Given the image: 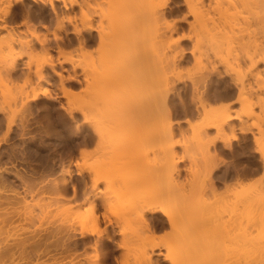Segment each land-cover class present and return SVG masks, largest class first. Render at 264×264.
Masks as SVG:
<instances>
[{"label":"bare ground","instance_id":"1","mask_svg":"<svg viewBox=\"0 0 264 264\" xmlns=\"http://www.w3.org/2000/svg\"><path fill=\"white\" fill-rule=\"evenodd\" d=\"M12 1L13 0H0V4H1L0 9L2 11V12L0 11V15L2 14L5 16L9 12V9L12 7ZM14 1H22V0H14ZM39 1L43 2V3H49V5H51V7L53 6V4H55L54 0H39ZM93 1H98L97 2L98 4L100 3L101 6H104V7H100L96 3L95 5L99 6L97 10L100 11V14L98 13L99 11H97V14H96L95 10L93 12L95 14L92 13L93 10H91V12H90L91 13L90 16L91 15L92 16L93 15H95V16L100 15L99 18H100L101 22L98 21L99 18L96 17L98 19L97 21L99 24L96 23V24H98V25H96L98 27H96V26L94 27L93 25L95 23L93 25L92 24L89 25V23H91L92 21H90L91 19L90 20L88 19V25L89 26L86 25L87 24L86 23L84 25V27L85 26L86 27L85 28L83 27L84 29H86V30H84L85 32L81 31L83 29H81L80 26L75 27L74 29L76 30V33H77V34L76 33L75 34L77 37L76 39H77L78 44H80V46L85 45L84 47H86L87 43L90 44V42L94 41V39H95L92 32H97L98 39L102 40V41H100V43L106 45L105 49H107V47L110 46L109 48L113 47V50L116 49V51L119 53V56L127 55V57H125V58H127L129 60V63L124 64L122 62L125 59L124 57H119L120 58L119 59L118 57L115 56L117 59L116 58H114V59H116V61L118 60V63H119L118 65L120 67L116 66L115 70H113V72H111V73L109 72V68L105 69V70L103 69L102 70L103 72L106 71L105 73H108L107 75L105 74L106 77H104L103 75H102V77H104V78L101 77L102 79L101 78L97 79L96 77H94L93 73L97 72V71H94L96 69L93 70L94 72L93 71L90 72L92 74L88 73V70L86 69L85 71L87 72V74L85 73L86 74L85 77L87 76L86 78H88V79L83 77V82L84 83L86 82L85 86L87 85L86 102H85L86 105L84 104L86 106L85 107V109H86L85 115L86 116L84 115L85 116L84 121H86L87 127L85 128L84 135L82 136V138H80V140H78L79 142L78 141L77 142H78V145L79 144H81V145L85 144V145L92 146V147L96 146L97 148L95 147V151H93V155H96L94 152L97 151L96 153L99 155V159H101L100 161L95 160V163H93L89 167V169L87 171L88 175H86V176H88V181H89L90 185L88 182L85 183V188H84V195H85L84 197L85 198L80 196L81 198H84L85 201L88 203V205H89L88 207L91 210V211L88 210L89 213L92 212V214L90 213V216H89L90 220L86 219L85 218L86 216L82 217L85 215L84 214L81 216V218H83V219L85 218L86 221H83V219H81L82 220V223H81V221H79L80 219L78 218L79 219L78 222H80V223H77L76 222L77 217L74 218L75 217L74 216V217H72V220L76 219L75 220L76 223L72 222V224H71L69 221L71 218L70 217L71 215L69 214L70 215L69 216L70 218H68L69 222L66 223L65 219L63 218V216L65 217V215L63 214L62 217L60 216V218H63V219H60L61 221L58 220L59 224H57V225L55 224L56 228H55V225H54V229L53 228L51 229V227L50 228L48 227L49 230H53V232L48 231V234L46 233V235H44L45 233L41 232L43 234L39 233L36 235L33 233L34 231H32V233L30 232V234H32L31 236L25 235V238H21V239H19L20 237H18V236L22 235V233L21 234L19 233V232H21L20 229L19 230L17 229L16 232L14 231V235H10V234H13V232L9 228V229H7V231L10 230V231H8L9 236H7V237H11V238L13 236L17 237L16 239L13 238L15 240H12V241H17L16 242L17 244H15L13 242L15 246L13 244H11L10 246L7 244L8 246H5L4 248L2 247L3 250L0 249V264H19V263H21V261L23 259L22 258L23 254L25 255L27 252L28 255H30L29 251H28L30 249H32L30 251V253H32V254L35 251H36L35 253L38 254L39 250L43 249L42 252L41 251L40 252L42 254L45 253V255L48 251H52L51 253L49 252L50 254L55 253V252H53V250H55L57 253L60 254L61 259L64 255H66V256H64L65 258L70 257V259H71L70 261H72L71 264H122V263L123 264H129V263L124 262L125 259L124 260L122 259L121 261H123V262H121L120 259H118L120 257H116L115 254L118 252V249H122V250L126 251V250H130V247H132V246L133 247L134 246L139 247L134 251V253L137 251L136 252L137 261L135 259V261L137 262L136 264H161L157 259L155 260L154 256L163 257L164 261L169 262V264H224V263L226 264V263H228L226 261V259L231 260V261H229L228 264H236V262H238V261L230 259L231 258V251L226 252V254L228 253V256L230 253V257L227 258L228 256L224 252L223 253L225 256L220 251L218 252V248H217L218 245L216 246V242L212 243V241H214L215 239H217V241H218V237L220 240L221 236H223L226 239L229 236L228 233H227L228 235L225 234L226 231L229 230V229L227 230L226 228L228 226L231 227V225L233 224L232 223L233 220H234V223H238V224H236L237 226L240 224V226H238V227L242 228V229L244 228V226L248 227V225H249L248 222H250V224L252 222H253V224H256L254 222H257L256 219L258 217V214H257V217H255L256 215L254 216V213L261 209V211H259V213L261 212V215H263L262 214V208L259 207V209H258V206H261L262 201H263L262 206H264V196H263L264 195L263 194L264 188L262 190V188L259 186L261 192L263 191L262 192L263 195H261V196H259V195L256 196L255 191H253V193L254 192L255 193L252 194L251 191L253 189H250V191H249L248 190L249 188H247V190L250 193L249 196L246 194L242 196V193L240 191L238 193V195H240L239 197H238V195L235 196V194H236L235 192H233L234 194L232 193L233 197H231L232 195L230 196V194H228L229 197L232 199L235 196L233 201L231 199V201H232V203H231L228 200L227 193L225 195V197L227 196L226 199H224L225 197H220L219 195L216 194V192L218 194L220 192V191L219 192L217 191L219 188V184H218L219 182L218 181L214 182L213 180H211L212 177L211 176L208 177V176L210 173H212L213 170H215L214 167H216V166H217V168H219L218 172L216 173L217 174L216 177H218V180L221 179V180L229 181L230 177H232L234 174H235V176L239 175L238 171H240V170L235 168L238 171L233 172L231 167L226 166L224 164L225 161L220 156V152H222L221 150L223 148L224 149H230L233 146L232 143H230L231 142L230 141L231 136H230V139H228L229 141L227 140L228 141L227 142L225 140L227 136L224 134V132H226L227 130H229V131L235 130L236 125L234 124V119H235L234 117L237 116L236 118L239 120L240 126H241L240 131L243 134H246V133H248V128H247L248 126H246V124H245L246 122L248 124V121H246V120L251 118V116L254 117V115H255V118L253 120H255L256 116H257V114H256L257 110H261L260 112L263 111V115H264V99H263V96H264V88H263L264 87V84H263L264 83V67L262 68V66L264 65V41H263L264 38L261 42L259 41V38H257L259 34H261L262 37H264V0H182V2H183L182 5L186 7L188 15L190 16V18L192 17V21L189 23V26H188L189 27V34L187 35V37L180 38L177 40L172 38V36H170V35H172V33L177 32L176 31L177 29L175 26L176 24L174 25L173 23L166 20V16L173 12V10H171L172 11L171 12V11H168L167 9L169 8L171 3L172 4H173V2L177 3L176 0H92V2ZM118 1H119V3H118ZM81 2H82V4H81ZM81 2H79L77 0H75V1L70 0L71 5L69 4L70 6H68V5H66V6L71 7V9H74L75 6L79 7L80 5H82L84 7V4H86V0L81 1ZM105 5H107V6H105ZM116 5H117V7H116ZM2 7H3V9H2ZM107 7H109L110 10ZM112 8H113V10H112ZM100 9H102V10H100ZM105 9L107 11H105ZM52 10L53 11L55 10L54 7ZM114 10L116 12H112ZM176 11H178V10H176ZM105 12L106 13L109 12V13L106 14ZM54 13H57V12L55 11ZM110 13H112L113 15L116 13L114 16H117V18L114 17L113 15H110ZM2 15L0 17L1 21H3L5 19L4 18L2 20V17H4ZM106 15H108L109 18H107ZM110 16H112V18L114 17L113 19H115L114 20L115 22H113V19H111ZM102 17L109 19L110 23H112V24L114 23V25H111L112 27L114 26L113 29H112V27L110 29L105 27L106 29H109V31H108L109 34L103 26H99L102 24L103 21L106 22V20H107L105 18L102 20ZM109 21H108V23H109ZM165 21H168L169 23H171V25L173 24L174 26L173 25L171 26L169 23H166ZM12 22H13V19H12ZM86 22H87V20H86ZM2 23L0 22V24H2ZM110 23H109V25H110ZM37 25H39V24H37ZM102 25H105V24H102ZM82 26H83V24H82ZM6 27H7V25L3 24L0 26V30L2 31V29H3V31H4L6 29ZM99 27L100 28L102 27L106 31H104L103 29H100ZM76 28H80L81 30L76 29ZM13 30L11 29L10 31H13ZM8 31H9V29H8ZM104 32H106V33H104ZM10 33H12V32H10ZM10 33H9V35L6 34L7 35L6 38H8V37L11 38L12 36L14 37V35H13L14 32L12 34H10ZM168 35H169V37H168ZM15 36H17V34H15ZM65 36L63 38H61V40H62L61 44L62 43L65 44L66 42L69 41L68 40L69 38H67ZM43 37H44V35H43ZM4 38L0 42V43H2V45L0 44V47H1L0 52H4V51H2V50H4V48L2 49V46L7 47V45H8V47H9V45L12 44L13 40L14 41L17 40L16 38H14V39L11 38L12 40L10 39L11 43L9 44V43L3 42ZM109 38H110V40H109ZM111 38H112L113 42L111 41ZM37 39H39V40H37ZM37 39L36 40L38 41V43L40 42V44L44 48V41H46L45 40L46 37L43 39L41 36V39H43L44 41L43 40L41 41L40 36H38ZM59 39H60V37H59ZM106 39H108V40H106ZM235 40L237 42V45L240 46V48L239 49L237 48V49L241 50V48H243V50L245 51L244 56H242L241 55L242 53L240 54V52H239V54L241 56L239 55L240 57L237 58L236 62H234V60L232 58H230V60H229V58L227 60H225V59L217 60L218 58H215V57H218L219 56L218 55V56L212 57L214 60L216 59L215 62L213 60L211 61L210 59H207V60H209L207 62V63H209V66H206L207 65L206 64L205 65L206 67H205L203 64V67L200 68V71L198 73H196L195 76L194 75L189 76L187 74L184 75V73L182 74L179 71V66L183 63V61H185V60L188 61L187 60L188 53H191L194 56H196L195 53L198 50H200L201 47H204V44L214 48L213 50H215V48H216V52H217V49L220 47L221 49H219V50L222 52L223 51L222 48L224 49V46H226V44L230 45L232 43H236ZM19 41L17 40V43ZM103 41H105V42H103ZM107 41H109V42H107ZM5 42H10V41H5ZM57 42L59 43L60 41H57ZM110 43L112 46L109 45ZM23 44H27V43H22V45ZM184 44L187 46L192 45L191 50L189 49V51H188L187 49L189 47L188 48L184 47ZM60 46H62V45H60ZM208 46H207V48H208ZM221 46H223V47H221ZM234 46H236V45L234 44ZM6 47H5V51L8 50V49H6ZM10 47H13V46L11 45ZM31 48H32V45H31ZM225 48L227 49L228 46ZM13 49H15V48H13ZM82 49H83V47H82ZM10 51H11V49H10ZM106 51H108V50H106ZM203 51H204V49H203ZM232 51H234V50H232ZM157 52H158V54H157ZM152 53H153V55H152ZM230 53H231V51H230ZM8 54L10 55V53H8ZM106 54H108V53H106ZM106 54H105V56H106ZM149 54L151 55V57L149 56ZM218 54H220V53H218ZM234 54H235V51H234ZM3 55H5V54H3ZM111 55L114 56V54H111ZM230 55H232V53ZM5 56H7V54ZM112 56H110L108 59L113 58ZM153 56H154V58H153ZM8 57L9 56H7L6 58H8ZM222 57L224 58V54ZM196 58H197V56H196ZM104 59H107V58H104ZM114 59H113V61L115 62ZM231 59L233 60L232 62H230ZM4 60L6 61L7 59H5V57H4ZM4 60L2 62H4ZM94 60L95 59H93V61ZM119 60L120 61L122 60L121 64H120ZM9 61L11 63V60H8L7 62H9ZM110 61L108 60L107 62L110 63ZM99 62L100 63L102 62L101 58H100ZM195 63H196V61H195ZM8 64H6L5 66H7ZM103 64L101 63L100 65H103ZM124 65H126V66H124ZM199 65H200V63H199ZM104 66H103V68H104ZM105 68H106V66H105ZM221 68H222V70H221ZM52 69H54V68H52ZM101 69H99V70H101ZM112 69L113 68L111 66V70ZM8 70H9V68H8ZM39 70L42 71V69H39ZM185 70H184V72H185ZM35 71L38 72V70H35ZM41 71H39L40 74L43 73ZM114 71H115V73H114ZM10 72L8 73L9 76L11 74ZM21 72H23V71H21ZM54 73H56V71H54ZM98 73L100 74V72H98ZM40 74H38L39 75L38 78H40ZM89 75L91 77H89ZM26 76H28V75H26ZM74 76H76V75L71 76L73 78H71L69 76V78L71 80L73 79L74 82L75 81L79 82V80L77 79L78 77L76 76L77 78H75ZM227 76L229 78H231V80H232V82H233V84L237 90V94H236L237 99H236V101H233V103H231V102H230V104L228 103L229 105L226 104L227 106H224V105L220 106V105H218V102H220V101L222 102V100H225V99H230V98L232 99L233 98V95L231 96V92H229V91L227 92L225 90L227 93H224L221 90L222 87H225V83H226L225 77H227ZM59 77H61V78H59L60 81L62 80L61 81L62 88H63V90H65V83L66 82L63 83L64 78L62 77V75ZM10 78H11V76H10ZM69 78H67V79L69 80ZM11 79H10V81H11ZM25 79L30 81V79H28V78H25ZM67 79L65 81H67ZM45 80H46V78H45ZM49 81H50V79H49ZM1 82H3V81L1 80ZM76 82L73 84H76ZM188 82H189V84H191V87L189 86ZM180 83H183V88H184V90L182 89L183 91L179 90L182 88V87L181 88L178 87V84H180ZM80 84H82V83H80ZM261 84H262V88H261ZM77 86H78V84H77ZM74 87H75V85H74ZM10 88H11V86H10ZM260 89H263L262 90L263 92L260 91ZM2 92L5 93V91H2ZM259 92H261V94ZM6 93H7V91H6ZM83 93H85V92H83ZM42 94L46 95L45 92ZM33 96L34 97L31 100H34V99H36V97H39V96H37V93L36 94L34 93ZM188 96H190L193 105L190 104L191 102L188 100ZM7 97H9V96H7ZM10 97H12V96H10ZM29 97L28 98L24 97V99H26V101H30ZM177 99H179V101H180V104H179L180 107L176 106L177 104L175 103V101ZM8 100H9V98H8ZM8 100H6V103ZM11 100L13 101V98ZM15 100L13 102H15ZM21 102L25 103V100L22 101V99H21ZM82 102H83V100H82ZM225 102H229V101L225 100ZM177 103H179V102H177ZM21 104H23V103H21ZM29 104L26 105V103H25L24 107L27 106L29 108V106H30ZM221 104H223V103H221ZM234 105L240 106V108H239L240 112L236 111V108H234ZM9 106L10 105H8V107ZM48 106H49V108H51L50 103H49L48 105H46L47 108H45V109H48ZM43 107H45L44 104H43ZM192 107H194V109ZM9 108H11V106ZM6 109H7V107H6ZM22 111H26V109L22 110ZM27 111H29V110H27ZM30 111H32V110L30 109ZM49 111H51V110H49ZM72 111L71 112L69 111V112L72 113ZM234 111H236V112H234ZM19 112H21V111H19ZM177 112L179 114H182L183 116H186V117L192 116L196 112L197 114L201 115V117H203L202 124L197 125L195 123L197 125L198 130L194 129L193 132L197 131L198 135L196 134V137L197 136H198V138L200 137V139H199L200 141L201 140L205 141L202 144L203 145L205 144L204 147L207 148L208 152H210V149L213 148L214 153L211 152L213 154L210 155L211 156L210 159H212V160H210V159L209 160L213 161V160L219 158L220 165H217V164H219V161L218 162L216 161L217 164L214 163V161H213V163L216 164V166L212 165L213 168H211L212 166L210 168L208 166V171L210 169L211 170L209 171V173H207V172L205 173V174H208L207 176L204 174V172H199L201 175L197 172V174H199L202 178L205 177V178H203L205 180L208 177L209 180H208V182L206 180L205 185L203 183L197 182L196 176H195V178H196L195 179L194 176L192 178L189 175L192 178V180L190 181L189 180L190 177H189L188 182H187V180H183L184 179L183 178L184 177L183 176L184 170L186 169V167H185V169H184V167H182V163H184V161H183L184 157H183V159H182V157H178L179 155L177 154V151H176V148L179 146H180L179 148H181L182 145H181V143H177V141L176 142L172 141L173 144L170 141L173 138V136L175 135V129H174L175 128L174 127L175 121H173V118L175 117ZM233 112L237 113L238 115L234 114V117H233V115H232ZM15 114H13V115H15ZM70 115H72V114H70ZM261 115H259V116H261ZM23 116H22V118H23ZM28 116H29V114H28ZM28 116L27 115H26V117L24 116L23 121H21L22 123H20V125L22 124V126H23L22 134L24 133L25 136H27L28 134H30L32 132L31 131V130H33L32 124H33V121H35V120L29 119ZM31 116H33V115H31ZM10 117H11V115L8 117V119ZM13 117H15V116H12V118H10V121L8 120L9 125L7 124L8 125L7 128L10 131L12 129L11 125H12L13 121L14 122L16 121L15 118L13 119ZM72 117H74V116H72ZM263 117H261V118H263ZM244 118H248L245 120L246 122H244V120H243ZM257 118H258V116H257ZM261 118L259 117L258 119H261ZM47 119H48V117H47ZM187 119H185V120H187ZM11 120H13V121L11 122ZM189 120L190 119H188L187 121H189ZM64 121H66V120H64ZM187 121H185V122L187 123ZM256 121L259 123V121L257 119H256ZM176 123H179V122H176ZM190 123H192V121H190ZM260 123H262V122H260ZM35 124H37V123H35ZM65 124L67 126V123H65ZM192 124H194V123H192ZM178 126L176 127V129H179ZM188 127H189V124H188ZM192 127H194V126H192ZM250 127H252V126H250ZM260 127H262L264 129L263 126H260ZM194 128H196V127H194ZM211 130H215L217 133V135L212 136L214 138L209 136V131H211ZM34 131H36V130H34ZM45 131H46V128H45ZM181 131L182 130H179L178 132H181ZM52 134H53V132H52ZM82 134H83V132H82ZM184 134H186V133H184ZM210 134H212V133H210ZM228 134H232V132H230ZM260 134L264 135V133H262V132ZM233 135L234 134H232V136ZM258 135H256V136H258ZM224 136H226V137H224ZM185 137L186 136H184L183 140H185ZM244 137H245V139H248L247 135H245ZM261 137H260V139H259V136H258V138L255 137L253 141L255 142L254 144L256 145V149H257L256 153L259 155L258 157L260 158V160H262L263 165H264V146L262 145L264 143H261L264 140V138L262 139ZM32 138L33 137H31V140L29 143H26V144H28V146L32 145L35 142L34 140H32ZM174 138H175V136H174ZM189 140H191V139H189ZM0 142H1V140H0ZM174 143H176V145H174ZM184 143H186V142L184 141ZM187 143H189V142H187ZM187 143H186V145H187ZM192 143L193 142H191V144ZM219 143H221L223 145V146L221 145L222 149H219L220 148V146L218 145ZM52 144H55V141H54V143L52 142ZM196 145H198V143H196ZM188 147H191V146H188ZM188 147L186 146L187 150L189 149ZM147 148L149 149L148 151L146 150ZM143 149L145 151H147L146 153H147L148 158L147 157L145 158L146 155L144 156V154L141 155L139 153V151L142 152ZM183 149H184L183 151H185V148H183ZM191 151H192V149H191ZM74 152H76V151H74ZM133 152H136V153H133ZM137 154H140L141 158L144 157V161H143V159H140L139 155L137 156ZM130 155L135 158V160H134L135 163L138 162L136 160H139V161L142 160L140 165H137V163H136V165H137L136 166L134 164V162L132 161V159H130L131 161L130 160L126 161L125 159H128V157ZM91 156H92V154H91ZM135 156L139 157V159ZM187 156H188V154H187ZM93 157L95 158V156H93ZM102 158L108 159L107 160L108 163H111V162L117 163V161H123L124 167L122 165H120L122 162H120V164H118L119 162L117 163L118 167L120 165L123 168H125L124 171H121V168H120V171H121L120 174L117 173L118 175H116V177L118 179H116V180L113 179L112 181H110L108 178H106L107 172L109 173V171L106 170V168H108V166L110 167V164L108 165V163L105 159V162L108 165L107 166L105 164L104 160H102ZM185 159H186V157H185ZM186 161H188V160L186 159ZM251 161L253 162V163L251 162L253 164V166L255 165L258 168L257 169L255 167L257 169V171L259 172L260 167L258 166L259 164L257 163L258 160L256 161V159L254 157V158H252ZM198 163H199V161H198ZM210 163H212V162H210ZM221 163H223L225 165L224 168H223L224 165H222ZM201 164H203V163H201ZM206 164L211 165V164H208V160L206 161ZM206 164L204 162V165H206ZM111 165H113V164H111ZM117 166H114V167L118 168ZM133 166H135V167H133ZM260 166H262V165H260ZM203 167H202L203 170H204V168H205V170L207 169V166L204 168ZM232 167H234V166L232 165ZM115 168L113 169V173L117 170V169L115 170ZM64 169H66V167L63 168V170ZM111 169H112V167H111ZM245 169H244V171L241 170L242 173L246 171L245 174H247V172L249 173L250 171H252V169L248 171L249 168L247 170H245ZM256 169H253V171ZM186 170H190V169H186ZM194 170H192V171L190 170L191 171L190 173H192ZM262 170H263L262 175L264 177V167ZM117 171H119V170H117ZM197 171H199V170L197 169ZM215 171H217V170H215ZM53 172H55V170ZM62 173H63V175L61 174L62 178L59 181H56V180L54 181V179H53V180H50L52 182H50V181H47V182L53 183V184H51L52 187L55 188L54 190H56V192L59 191L57 194H60V193L62 194V198H64L63 196H65L69 192V190H71V189H72L73 195L75 196L77 194V190H76L77 187H75L76 185L73 182L74 180L72 179V173L69 171L65 172V170ZM190 173H188V174H190ZM202 173H203V175H202ZM251 173L252 172H250L249 174L251 175ZM239 176H238V178H239ZM23 179H22V181H23ZM233 179H235V178H233ZM25 180H27V179L25 178L24 181ZM29 180H30V178H29ZM42 180H45L44 177ZM84 180H86V179H84ZM200 180H202V179L200 178ZM200 180L198 178V181H200ZM35 181H37V180H35ZM35 181H33V182H35ZM256 181H258V179ZM194 182H197L196 185L200 184L202 187V184H203L204 186L202 188L200 187V185H198L199 188H198V186L194 187V185H195ZM263 182H264V180H263ZM2 183H3V181H2ZM23 183L27 184L25 182H23ZM35 184L37 187V182H35ZM46 185L49 186L48 184H46ZM51 185H50V189L53 190V188H51ZM41 186H42V184H41ZM47 186H46V191H47ZM100 186H103V187L101 188ZM30 187H31V185H30ZM83 187H84V185H83ZM32 188L33 187H31L29 189H32ZM26 189H27V187H26ZM43 189L44 188L42 187V190ZM35 191H38V190H35ZM233 191H234V189H233ZM28 193H29V195L32 194L31 191ZM63 194H65V195H63ZM257 194H259V193H257ZM39 195H40V191H39ZM117 195L122 196L120 200L117 199ZM221 195L224 196V193H222ZM114 196H115L117 202L115 201ZM236 197H238L237 198L238 200L236 199ZM253 197L256 199H252ZM65 198H66V196H65ZM18 199H17V197L15 198V200H18ZM21 199L22 198H20L18 201H21L23 203L24 201H23V199L22 200ZM27 199H29V198H26V200ZM75 200H78V199H75ZM235 200H237L236 201L237 203L235 202ZM253 200H256V202L255 201L254 202L258 203L259 205H256L253 202ZM85 201H84V203H86ZM114 201L117 204H115ZM25 202L27 203V201H25ZM70 202H72V201H70ZM17 203L19 204L20 202H17ZM22 203H20V204H22ZM26 203H25V205H26ZM253 203H254V205H253ZM117 205L119 208H121L122 211L119 210L118 215L113 216L111 214L112 210L115 207H117ZM3 206H5V205H3ZM255 206H257V207H255ZM12 208H14V207H12ZM256 208H257V211H255ZM101 209H104L105 212L98 214V212ZM263 209H264V207H263ZM252 211H253V216L256 219H254V217L251 218V216H249L252 214ZM13 212H15V211H13ZM119 212H121V213H119ZM249 212H251V214ZM7 214H8V212H7ZM77 214H78V212H77ZM86 214H88V213H86ZM0 215L2 216L3 213L1 214V212H0ZM66 215H67V213H66ZM261 215L259 214L260 217H262ZM76 216H78V215H76ZM106 217H107V219H106ZM9 218H11V217H9ZM247 218L249 220L251 219L253 221L251 222V220L249 221ZM30 219L33 220L34 218H30ZM259 219L261 220V218L258 217V220ZM262 219H263V217H262ZM5 220H6V218H5ZM9 220L7 221L8 223H9ZM16 220H18V219H16ZM66 221H67V219H66ZM56 222H57V220H56ZM245 222H247V225ZM262 222H264V220ZM3 224H4V221H3ZM3 224H1L2 225L1 228L3 227ZM53 224H54V222H53ZM8 225H10V223ZM167 226H169V228L173 231V233H171V234H174V239H173L174 241L172 239L171 240H172L174 248L176 249V252L173 251L171 244H170L171 242L167 243L168 240L167 241L165 240L168 238H165L163 241H166V244L168 245V247H171V248H168L167 245L165 244V242H164V244L161 242H158V239L160 238V237L157 238L158 231L160 232L162 229L164 230L165 227L167 228ZM219 226H221L223 228V230H226V231L224 232L222 230L221 232H219V230H220ZM16 228H18V227L16 226ZM3 229H5V230H3ZM37 230H39V229H37ZM243 230L246 231L247 229H243ZM4 231H5V233H7L6 228L3 227L2 229H0V244L3 243L6 239L5 236L7 234L5 235ZM36 231H35V233L40 232V231H37V232ZM239 231H241V229H239ZM245 231L244 232L242 231L243 233L240 232L239 236L244 238L245 235H247V233H245ZM222 232H223V234H222ZM259 233H261V232H259ZM30 234L28 233V235H30ZM234 235H237V234H234ZM251 235L249 237H251ZM253 235H254V233H253ZM118 236L121 238L120 239L121 241L119 242L120 244H118L116 242L117 241L116 238ZM261 236H264V233ZM230 237H231V235H230ZM169 238H172V237H169ZM224 238L223 239L221 238V239L224 241ZM171 240H169V241H171ZM250 240H249V242H250ZM256 240H258V239H256ZM6 242H7V240H6ZM208 242L210 243L211 246L208 245L209 244ZM258 242H259V240H258ZM202 243H203V247H202V249H200V247L202 246ZM257 244L259 245V243H257ZM12 245L14 247H12ZM250 245H251V243H250ZM50 246H53L54 249H53V247H50ZM104 246L111 248V249L109 252H106V257L105 258L103 257L104 258L103 259V258H101L102 256H100L102 253L100 250H103V248H105ZM253 246H255V245H253ZM213 247H215V248H213ZM220 247H221V245H220ZM50 248H52L53 250ZM90 248L95 249L94 251L96 253H98V254H96L95 252L93 253L94 255L96 254L94 259L92 258V257H94L93 255H92V257H89V256H88L89 258L87 257V254L89 255V253H87V252ZM236 248H237V246H236ZM239 248L240 247H238L237 249H239ZM133 249L134 248L131 249V252ZM166 249H167V253H166V251L164 253L163 251ZM219 249L222 250V247ZM98 251H100V253ZM59 254H57V255H59ZM248 254H247V256H248ZM28 255H26L24 257V259L30 258ZM125 255L126 254L124 252L123 253L124 258H125ZM257 255H259V254H257ZM220 256L222 258L224 256L225 258H223L221 260ZM134 257H135V255H134ZM90 258L93 260H91ZM20 259H21V261L19 262ZM224 259H225V262L223 261ZM243 259H244V257H243ZM54 260H56V259H54ZM244 260L246 263L244 261H242V262H244L245 264H264L263 256L262 257H255V258L249 257V258H247V260L246 259H244ZM17 261H18V263H17ZM27 261H25V264H27ZM30 261L31 260H29L28 262L31 264L33 260L31 262ZM44 261H46V260H44ZM82 261H84V262L82 263ZM57 262L58 261H56V263ZM60 262L61 261L59 259L58 263L60 264ZM127 262H128V260H127ZM133 262H134V260H133ZM22 263H23V261H22ZM56 263H53V264H56Z\"/></svg>","mask_w":264,"mask_h":264},{"label":"rangeland","instance_id":"2","mask_svg":"<svg viewBox=\"0 0 264 264\" xmlns=\"http://www.w3.org/2000/svg\"><path fill=\"white\" fill-rule=\"evenodd\" d=\"M37 1V2H36ZM55 2V4H53V6L51 7V5H49V3H43V2H40L39 0H22V1H12V7L9 9V12L4 16V15H2V16H4V17H2V20L3 21H1L0 20V22L2 23V24H0V26L1 25H3V24H6L7 25V27H6V29L3 31V29H2V31L0 30V42L2 41V39L4 38V40H3V42L4 43H11V40L12 39H14V38H16L17 36L19 37H17L16 39L19 41L18 43H17V40L16 41H14L13 40V42H12V46L13 47H10L11 45H9V47H8V45H7V47H6V49H8L9 51H10V49H11V51L9 52L8 50H6L5 51V47H3L2 46V49L4 48V50H2V51H4V52H0L1 54H0V79L3 81V82H1V80H0V140H1V142H0V203L2 204H0L1 206V208H0V212H1V214L3 213V215L1 216L0 215V223L1 224H3V221H4V224H3V227L4 228H6V231H7V229H9L10 228V230H12V232H13V234H10V235H14V231L16 232V230L18 229H20V231L21 232H19L20 234L22 233V235L21 236H18V237H20L19 239H21V238H25V235H27V236H31L32 234H30V232L32 233V231H34L33 233L34 234H43V233H45L44 235H46V233L48 234V231L49 232H53V230H49V228L51 227V229L53 228L54 229V225L56 224H59V222H58V220H60V219H65V222L66 223H68L69 221H70V223L72 224V222L74 223L75 222V220L76 219H73L72 220V217H74V218H76L77 217V223H80V222H78V220L79 221H81V223H82V220L81 219H83V218H81V216L82 215H84V216H82V217H85L86 219H88V220H90V213L92 214V212H90L89 213V211L88 210H90L89 209V205H88V203L85 201V195H84V188H85V183L86 182H88L89 183V181H88V176H86V175H88V169H89V167L93 164V163H95V160H101V159H99V155L96 153V152H94L96 155H93V151H95V147L96 146H88V145H81V144H79L78 145V140H80V138H82V136L84 135V132H85V128L87 127V125H86V121H84L85 120V112H86V109H85V102H86V90H87V85L85 86V83L83 82V77L84 78H86L85 77V75L87 74V72L85 71L86 69L88 70V73H90V72H92L94 69H96V70H94V71H97V72H94L93 73V75H94V77H96L97 79H100L101 77H102V75L104 76V77H106V75L108 74V73H105V72H103L102 70L104 69H108L109 68V72L111 73V72H113V70H115V68H116V66H119L118 64V60L116 61V57H127V55H122V56H119V53L116 51V49L115 50H113V47H111V48H109L110 46H108L107 47V49H105L106 47V45L105 44H102V43H100V41H102V40H99L98 39V36H97V32H92L93 33V35H94V37H95V39H94V41H92V42H90V44H86V47H84V46H80V44H78V42H77V37H76V30L74 29L75 27H79L80 26V28L81 29H83V30H81L80 28H76V29H80L81 31H84V30H86V29H84L85 27H84V25L86 24V25H88V19L90 20V21H92L91 23H89V25L90 24H94L93 26L95 27L96 25H98L99 23H98V21H100V18H99V16H95V15H91L90 16V12H91V10H93L92 11V13L94 12V10L96 11V14H97V11H99V10H97L98 9V7L100 6V7H104V6H101L100 5V3L98 4L97 2L98 1H93L92 2V0H86V4H84V7L82 6V5H80L79 7L78 6H75L74 7V9H71V7H68V6H70L71 4H70V0H54ZM73 1H75V0H73ZM77 1H79V2H81V1H84V0H77ZM114 2V1H113ZM176 2L177 3H175V2H173V4L171 3L170 4V6H169V8L167 9L168 11H171V10H173V12L171 13V14H168L167 16H166V20H168L169 22H171V23H173L175 26H176V33H172V35H170V36H172V38H174V39H180V38H184V37H187V35L189 34V23L192 21V17L190 18V16L188 15V13H187V9H186V7L185 6H183L182 5V0H176ZM97 3V5H99V6H97V5H95ZM118 3H119V1H118ZM70 4V5H69ZM81 4H82V2H81ZM112 4V3H111ZM65 5V6H64ZM66 5H68V6H66ZM119 5V4H118ZM48 6V7H47ZM50 6V7H49ZM89 6V7H88ZM105 6H107V5H105ZM114 6V5H113ZM38 7V8H37ZM53 7H54V11L52 10L53 9ZM97 7V8H96ZM111 7V6H110ZM115 7V6H114ZM113 7V8H114ZM116 7H117V5H116ZM0 8H1V4H0ZM90 10H89V9ZM107 8H109V7H107ZM113 8H112V10H113ZM2 9H3V7H2ZM81 9V10H80ZM103 9V8H102ZM102 9H100V10H102ZM109 10H110V8H109ZM176 10H178V11H176ZM0 11H1V9H0ZM57 12V13H54V12ZM65 11V12H64ZM74 11V12H73ZM105 11H107L106 9H105ZM2 12V11H1ZM104 12V11H103ZM112 12H116L115 10L114 11H112ZM42 13V14H41ZM99 14H100V11L98 12ZM102 13V12H101ZM106 13V12H105ZM107 13H109V12H107ZM106 13V14H107ZM71 14V15H70ZM93 14H95V13H93ZM116 14V13H115ZM114 14V15H115ZM1 15H0V17H1ZM110 15H113L112 13H110ZM113 15V16H114ZM15 16V17H14ZM24 16V17H23ZM87 16V17H86ZM104 16V15H103ZM107 16V18H109V16L108 15H106ZM12 17V18H11ZM22 19H21V18ZM99 18V20L97 19V18ZM114 17H116L117 18V16H114ZM113 17V18H114ZM10 18V19H9ZM95 18V19H94ZM105 17H102V20L104 19ZM107 18H105V19H107ZM110 18L111 19H113L112 18V16H110ZM12 19H13V22H12ZM110 19V20H111ZM10 20V21H9ZM20 20V21H19ZM86 20H87V22H86ZM98 20V21H97ZM108 21H109V19H107ZM106 20V22H102V24H105V25H99V26H103L104 28L106 27V28H111L112 26L111 25H114V23L112 24V23H110V21H109V23H110V25H109V23H108V21ZM115 19H113V22H115L114 21ZM89 21V22H90ZM112 21V20H111ZM168 21H165L166 23H169ZM8 22V23H7ZM101 22V21H100ZM96 23H98V24H96ZM171 23H169L170 25H171ZM34 24V25H33ZM37 24H39V25H37ZM82 24H83V26H82ZM172 24V25H173ZM178 24V25H177ZM88 25V26H89ZM171 25V26H172ZM173 25V26H174ZM11 26V27H10ZM48 27V28H47ZM84 27V28H83ZM96 27H98V26H96ZM114 27V26H113ZM113 27H112V29H113ZM100 28V27H99ZM105 28V29H106ZM8 29H9V31H8ZM13 30V31H10V30ZM97 29V28H96ZM100 29H103L102 27L100 28ZM109 29H106L107 30V32L109 31ZM111 29V30H112ZM179 29V30H178ZM104 30V29H103ZM106 30H104V31H106ZM75 31V32H74ZM10 32H14L15 34H17V36H15V34L13 33V35H14V37L12 36L11 38L10 37H8V38H6L7 37V35H9V33ZM40 32V33H39ZM42 32V33H41ZM85 32V31H84ZM260 32V31H259ZM12 33H10V34H12ZM76 33V34H75ZM104 33H106V32H104ZM7 34V35H6ZM19 34V35H18ZM38 36H40V39H41V36H42V38L44 39L45 37H46V41H44L43 39H41V41L43 40L44 41V48H43V46L40 44V42L38 43V41L37 40H39V39H37V35ZM46 34V35H45ZM108 34H109V32H108ZM21 35V36H20ZM43 35H44V37H43ZM66 35V36H65ZM169 35H168V37H169ZM178 35V36H177ZM258 35V34H257ZM36 38H35V37ZM57 36V37H56ZM60 37V39H59V37ZM67 37V38H69L68 40V42H66L65 44H61V38H63V37ZM3 37V38H2ZM22 40H21V39ZM32 38V39H31ZM35 38V39H34ZM257 38H259V41L261 42L262 40H263V38L264 37H262V35L261 34H259L258 35V37ZM7 39V40H6ZM11 39V40H10ZM24 39V40H23ZM28 39V40H27ZM34 39V40H33ZM37 39V40H36ZM65 39V38H64ZM98 39V40H97ZM66 40V39H65ZM105 40V39H104ZM106 40H108V39H106ZM109 40H110V38H109ZM5 41H10V42H5ZM48 41V42H47ZM57 41H60L59 43L57 42ZM72 41V42H71ZM111 41H112V38H111ZM110 41V42H111ZM264 41V40H263ZM15 42V43H14ZM27 43V44H23L22 45V43ZM47 42V43H46ZM103 42H105V41H103ZM107 42H109V41H107ZM113 42V41H112ZM235 42H236V40H235ZM100 43V44H99ZM1 45H2V43H0ZM107 44V43H106ZM113 44V43H112ZM234 44L237 46H234ZM5 45V44H4ZM22 45V46H21ZM30 45V46H29ZM31 45H32V48H31ZM60 45H62V46H60ZM90 45V46H89ZM109 45H111V43L109 44ZM233 45V46H232ZM34 46V47H33ZM112 46V45H111ZM206 46V47H205ZM207 46L208 45H206V44H204V47H201V51L200 50H198L196 53H195V55L197 56V58H196V56H194L193 54H191V53H188V58H187V60L188 61H183V63L179 66V71L183 74L184 73V75H194L195 76V74L196 73H198L199 71H200V68H202L203 67V64H204V66L206 65V66H209V63H207L209 60H207V59H210L211 61L213 60L214 62H215V60L212 58V57H215V56H218V57H215V58H218L217 60H219V59H225V60H227L228 58H229V60H230V58H232L233 60H234V62H236V60H237V58H239L241 55L242 56H244V50H243V48H241V50H238L239 48H240V46L239 45H237V42L236 43H232V44H230V45H227L226 44V46H224V49L222 48V52L219 50V49H221L220 47L217 49V52H216V48H215V50H213L214 48H212V47H210V46H208V48H207ZM223 46H221V47H223ZM228 46V48L226 49L225 47H227ZM239 46V47H238ZM82 47H83V49H82ZM104 47V48H103ZM115 47V46H114ZM184 47H189L187 50L189 51V49L191 50V47H192V45H189V46H187V45H185L184 44ZM231 47V48H230ZM234 47V48H233ZM13 48H15V49H13ZM212 48V49H211ZM238 48V49H237ZM0 49H1V47H0ZM25 49V50H24ZM87 49V50H86ZM203 49H204V51H203ZM231 49V50H230ZM84 52H83V51ZM106 50H108V51H106ZM225 50V51H224ZM232 50H234L235 51V54H234V51H232ZM1 51V50H0ZM16 51V52H15ZM230 51H231V53H232V55H230L231 53H230ZM237 51V52H236ZM13 52V53H12ZM202 52V53H201ZM204 52V53H203ZM225 52V53H224ZM239 52H240V54H239ZM8 53H10V55L8 54ZM16 53V54H15ZM100 53V54H99ZM104 55H103V54ZM106 53H108V54H106ZM110 53V54H109ZM149 53V52H148ZM208 53V54H207ZM216 53V54H215ZM218 53H220V54H218ZM230 53V54H229ZM3 54H7V56H9L8 58H6L7 56H5V55H3ZM13 56H12V55ZM105 54H106V56H105ZM111 54H114V56H112ZM157 54H158V52H157ZM215 54V55H214ZM222 54V55H221ZM223 54H224V58L222 57L223 56ZM108 55V56H107ZM118 55V56H117ZM152 55H153V53H152ZM156 55V54H155ZM207 55V56H206ZM230 55V56H229ZM238 55V56H237ZM240 55V56H239ZM91 56V57H90ZM110 56H112L113 58H110V59H108ZM116 56V57H115ZM148 56V55H147ZM149 56L151 57V55L149 54ZM148 56V57H149ZM222 58H221V57ZM4 57H5V59H7L6 61L4 60ZM220 57V58H219ZM14 58V59H13ZM100 58H101V60H102V64L103 65H100L101 63L99 62V60H100ZM104 58H107V59H104ZM114 58H116V59H114ZM153 58H154V56H153ZM205 58V59H204ZM93 59H95L94 61H93ZM113 59L115 60V62L113 61ZM120 59V58H119ZM127 58H125L124 59V61H122L124 64H128L129 63V60L127 61L126 60ZM231 59V61L230 62H232L233 60ZM4 60V62H2ZM8 60H11V63H10V61L9 62H7ZM88 60V61H87ZM109 60H111L110 61V63L109 62H107V61ZM228 60V61H229ZM96 61V62H95ZM100 63H98V62ZM120 61V60H119ZM121 61H120V64H121ZM195 61H196V63H195ZM210 61V62H211ZM91 64H90V63ZM113 62V63H112ZM233 62V63H234ZM9 63V64H8ZM13 63V64H12ZM108 63V64H107ZM122 63V64H123ZM199 63H200V65H199ZM6 64H8L7 66H5ZM89 64V65H88ZM113 64V65H112ZM202 64V65H201ZM92 65V66H91ZM106 66V68H105V66ZM263 65V64H262ZM91 66V67H90ZM103 66H104V68H103ZM108 66V67H107ZM111 66H112V70H111ZM124 66H126V65H124ZM129 66V65H128ZM205 66V67H206ZM5 67V68H4ZM13 67V68H12ZM43 67V68H42ZM83 67V68H82ZM86 67V68H85ZM90 67V68H89ZM120 67V66H119ZM261 67V66H260ZM264 67V65L262 66V68ZM8 68H9V70H8ZM17 70H16V69ZM38 68V69H37ZM52 68H54V69H52ZM92 68V69H91ZM102 68V69H101ZM3 69V70H2ZM39 69H42V71L41 70H39ZM91 69V70H90ZM99 69H101V70H99ZM183 69V70H182ZM186 69V70H185ZM188 69V70H187ZM15 70V71H14ZM35 70H38V72L39 71H41V72H43V73H41L40 74V72L38 73L37 71H35ZM56 71V73H54V71ZM117 70V69H116ZM184 70H185V72H184ZM221 70H222V68H221ZM11 73L10 74V76H11V78H10V76H9V72ZM21 71H23V72H21ZM53 71V72H52ZM77 71V72H76ZM85 71V72H84ZM190 71V72H189ZM195 71V72H194ZM27 72V73H26ZM34 72V73H33ZM63 72V73H62ZM84 72V73H83ZM98 72H100V74L98 73ZM26 73V74H25ZM46 73V74H45ZM75 73V74H74ZM80 73V74H79ZM86 73V74H85ZM114 73H115V71H114ZM19 74V75H18ZM23 74V75H22ZM38 74H40V78H38L39 77V75ZM58 74V75H57ZM60 74V75H59ZM70 74V75H69ZM90 74H92V73H90ZM106 74V75H105ZM26 75H28V76H26ZM36 75V76H35ZM42 75V76H41ZM52 75V76H51ZM62 75V77L64 78L63 80H64V82L63 83H65V90H63V88H62V83H61V81H60V79L59 78H61V77H59V76H61ZM73 75H76V76H74L75 78H77L78 80H79V82H76V84H73V83H75L74 81H73V79L71 80L70 78H69V76L71 77V76H73ZM101 75V76H100ZM224 75V74H223ZM9 76V77H8ZM20 76V77H19ZM26 76V77H25ZM45 76V77H44ZM48 76V77H47ZM6 77V78H5ZM66 77V78H65ZM89 77H91L90 75H89ZM104 77H102V78H104ZM22 78V79H21ZM25 78H28V79H30V81L29 80H26ZM44 78V79H43ZM45 78H46V80H45ZM67 78H69V80L67 79ZM71 78H73V77H71ZM101 78V79H102ZM226 79H225V81H226V83H225V87H222L221 88V90L224 92V93H227L228 91L229 92H231V96L233 95V98L231 99H225L226 101H229V102H225V100H222V102L220 101V102H218V105H220V106H222V105H224V106H227V105H229L230 104V102L231 103H233V101H236V99H237V90H236V88H235V86H234V84H233V82H232V80H231V78H229L228 76L227 77H225ZM10 79H11V81H10ZM18 79V80H17ZM43 79V80H42ZM49 79H50V81H49ZM67 79V81H65ZM76 79V80H77ZM86 79H88V78H86ZM9 80V81H8ZM15 81V82H14ZM81 81V82H80ZM85 81V80H84ZM45 82V83H44ZM6 83V84H5ZM80 83H82V84H80ZM13 84V85H12ZM77 84H78V86H77ZM188 84H189V82H188ZM264 84V83H263ZM64 85V84H63ZM71 85V86H70ZM74 85H75V87H74ZM80 85V86H79ZM5 86V87H4ZM10 86H11V88H10ZM18 86V87H17ZM43 86V87H42ZM73 86V87H72ZM189 86L191 87V84H189ZM4 87V88H3ZM67 87V88H66ZM178 87H182L181 89H179L180 91L183 89L184 90V88H183V83H180V84H178ZM257 88V87H256ZM261 88H262V84H261ZM264 88V87H263ZM3 89V90H2ZM7 89V90H6ZM215 89V88H214ZM14 90V91H13ZM17 90V91H16ZM21 90V91H20ZM25 90V91H24ZM182 90V91H183ZM220 90V91H221ZM227 92H226V91ZM232 90V91H231ZM263 89H260V91H262ZM2 91H5V93H6V91H7V93L5 94L4 92H2ZM10 91V92H9ZM234 91V92H233ZM21 92V93H20ZM26 92V93H25ZM36 94L37 93V96H39V97H36V99H34V100H31V99H33V94L34 93ZM46 93V95H43L42 93ZM83 92H85V93H83ZM263 92V91H262ZM3 93V94H2ZM10 95H9V94ZM25 93V94H24ZM73 95H72V94ZM233 93V94H232ZM260 94H261V92H259ZM5 94V95H4ZM17 94V95H16ZM19 94V95H18ZM39 94V95H38ZM71 94V95H70ZM21 95V96H20ZM24 95V96H23ZM236 95V96H235ZM7 96H9V97H7ZM10 96H12V97H10ZM27 96V97H26ZM30 96V97H29ZM263 96V95H262ZM5 97V98H4ZM23 97V98H22ZM24 97L25 98H28L29 97V99H30V101H26V99H24ZM44 97V98H43ZM50 97V98H49ZM73 97V98H72ZM7 98V99H6ZM8 98H9V100H8ZM13 98V101L15 100V102H13L11 99ZM54 98V99H53ZM21 99H22V101L23 100H25V103H26V105H28L29 103V105L31 106H29V108L27 107H24L25 106V103L24 102H21ZM52 99V100H51ZM72 99V100H71ZM76 99V100H75ZM263 99H264V96H263ZM6 100H8L7 101V103H6ZM82 100H83V102H82ZM178 100V101H177ZM176 101H175V103L177 104H175L176 106H178V107H180V101H179V99H177ZM188 100L191 102L190 104H192L193 105V103H192V101H191V98H190V96H188ZM76 101V102H75ZM82 103H81V102ZM188 101V102H189ZM33 102V103H32ZM48 102V103H47ZM177 102H179V103H177ZM5 103V104H4ZM21 103H23V104H21ZM47 103V104H46ZM50 103V106H51V108H49V106H48V109H45V108H47L46 107V105H48ZM77 103V104H76ZM221 103H223V104H221ZM229 103V104H228ZM2 104V105H1ZM14 104V105H13ZM43 104L45 105V107H43ZM54 106H53V105ZM62 104V105H61ZM73 104V105H72ZM83 104V105H82ZM85 104V105H84ZM227 104V105H226ZM8 105H10L11 106V108H9L8 107ZM72 105V106H71ZM76 105V106H75ZM19 106V107H18ZM38 106V107H37ZM58 106V107H57ZM75 106V107H74ZM6 107H7V109H6ZM41 107V108H40ZM65 107V108H64ZM39 108V109H38ZM70 108V109H69ZM193 109H194V107H192ZM234 108H236V111H238V112H240L239 111V108H240V106L239 105H234ZM6 109V110H5ZM18 109V110H17ZM26 109V111L27 110H29L30 111V109L32 110V111H22V110H25ZM74 109V110H73ZM17 112H16V111ZM49 110H51V111H49ZM67 110V111H66ZM73 110V111H72ZM8 111V112H7ZM19 111H21V112H19ZM72 111V113H70V112ZM236 111H234V112H236ZM261 110H257L256 112V114H257V116H258V118L260 117H263L264 115H263V111L262 112H260ZM25 112V113H24ZM36 112V113H35ZM67 114H66V113ZM70 114H72V115H70ZM232 113V115H233V117H234V114H237V113ZM17 115H16V114ZM19 113V114H18ZM32 113V114H31ZM57 113V114H56ZM13 114H15V115H13ZM28 114H29V116H28ZM262 114V115H261ZM11 115V117L10 118H12V116H15V117H13V119L15 118V122L13 121V120H11V122L13 121V123H12V129H11V131L7 128L8 127V122L10 121V118L8 119V117ZM21 115V116H20ZM26 117V115L29 117V119H31V120H35V121H33V124H32V129L33 130H31L32 132L30 133V134H28L27 136H25L24 135V133L22 134V132H23V126H22V124L20 125V123H22L21 121H23V119H24V116ZM31 115H33V116H31ZM85 115V116H84ZM196 115V116H195ZM238 115V114H237ZM259 115H261V116H259ZM19 118H18V117ZM22 116H23V118H22ZM31 116V117H30ZM50 116V117H49ZM67 116V117H66ZM72 116H74V117H72ZM76 116V117H75ZM84 116V117H83ZM257 116H256V119L259 121V123L260 122H262V123H258L257 121H256V119L255 120H253L254 118H255V115H254V117L253 116H251V118H244L243 120H244V122H246V121H248V124H247V122L245 123L246 124V126H248L247 128H248V133H246V134H243L241 131H240V122H239V120L236 118L237 116H235L234 118V124L236 125V127H235V130L234 131H229V130H227L226 132H224V134L227 136H224V137H226V141L228 140V139H230V136H231V139H230V143H232V147L230 148V149H222V144L221 143H219L218 145L220 146V148L219 149H222L221 151L222 152H220V156H221V158L225 161V165L226 166H229V167H231L232 168V170H233V172L234 171H238V170H240V171H238L239 172V178H238V176L236 175L235 176V174L232 176V177H230V180L229 181H227V180H218V177H216L217 176V172H218V170H219V168H217V166H216V164H217V162L219 161V158H217V159H215V160H213L214 161V163H216V164H214L213 163V161H210V160H212V159H210L211 158V156L210 155H212L214 152H213V148L212 149H210V152H208V150H207V148H205L204 147V145L202 144L203 142H205V141H200L199 139H200V137L198 138V136L196 137V134L198 135V133H197V131H195V132H193L194 131V129H197L198 130V128H197V125L199 124H202V122H203V117H201V115H199V114H197L196 112L194 113V115H192V116H183L182 114H179L178 112H177V114L175 115V117L173 118V121H175L174 122V129H175V138H174V136H173V138L170 140L171 142L172 141H174V142H176L177 141V143H181V145H182V147L183 148H185V151H183L184 149L181 147V148H179V147H177L176 148V151H177V154L179 155L178 157H182V159H183V157H184V159H185V157H186V159L188 160V161H186V159L184 160L183 159V161H184V163H182V167H184V169H185V167H186V169H190L191 171L192 170H194L192 173H190L191 171L190 170H184V179L183 180H187V182H188V178L191 176L192 178H193V176H194V178H195V176H196V180H197V182H200V183H203L204 185L206 184V180H207V182H208V177H212L211 178V180H213L214 182H219L218 184H219V188H218V192H219V194L216 192V194L217 195H219L220 197H225V195H226V193H227V196H228V200L232 203V201L234 200V198H235V196L236 195H238V193H239V191L242 193V196L243 195H248L249 196V191H250V189H253L251 192H252V194H254L255 192H256V196H261V195H263L262 194V192H261V190H260V187L262 188V190H263V188H264V182H263V180H264V177H263V175H262V173H263V167H264V165H263V162H262V160H260V158L258 157L259 155L256 153L257 151V149H256V145L254 144L255 142L253 141L254 140V138L256 137V138H258V136H259V139H260V137L263 135H261L260 133L262 132V133H264V129L262 128V127H260V126H263L264 127V117L263 118H261V119H258L257 118ZM33 117V118H32ZM47 117H48V119H47ZM186 117V118H185ZM253 117V118H252ZM73 118V119H72ZM75 118V119H74ZM190 119L189 121H187L188 119ZM185 119H187V120H185ZM246 119H248V120H246ZM263 119V120H262ZM4 120V121H3ZM9 120V121H8ZM63 120V121H62ZM64 120H66V121H64ZM238 120V121H237ZM246 120V121H245ZM41 121V122H40ZM69 121V122H68ZM185 121H187V123L185 122ZM190 121H192V123H196L195 125L194 124H192V123H190ZM4 122V123H3ZM39 122V123H38ZM67 123V126H66V124L65 123ZM176 122H179V123H176ZM238 122V123H237ZM251 122V123H250ZM35 123H37V124H35ZM45 123V124H44ZM5 124V125H4ZM8 124V125H7ZM181 124V125H180ZM188 124H189V127H188ZM263 124V125H262ZM49 125V126H48ZM180 127H179V126ZM22 126V127H21ZM47 126V127H46ZM52 126V127H51ZM178 126V128L179 129H176V127ZM192 126H194V127H196V128H194V127H192ZM250 126H252V127H250ZM4 127V128H3ZM41 127V128H40ZM44 128V129H43ZM45 128H46V131H45ZM239 128V129H238ZM34 130H36V131H34ZM179 130H182L181 132H178ZM10 131V132H9ZM48 131V132H47ZM51 131V132H50ZM52 132H53V134H52ZM82 132H83V134H82ZM178 132V133H177ZM230 132H232V134H234L233 136H232V134H228V133H230ZM234 132V133H233ZM180 133V134H179ZM184 133H186V134H184ZM195 133V134H194ZM210 133H212V134H210ZM227 133V134H226ZM35 134V135H34ZM78 134V135H77ZM177 134V135H176ZM259 134V135H258ZM214 135H217V133H216V131L215 130H211V131H209V136L210 137H212V136H214ZM245 135H247L248 136V139H245ZM256 135H258V136H256ZM25 136V137H24ZM48 136V137H47ZM53 136V137H52ZM184 136H186L185 137V140H183V138H184ZM31 137H33L32 138V140H34L35 142L32 144V145H30V146H28V144H26V143H29L30 142V140H31ZM50 137V138H49ZM209 137V138H210ZM223 137V138H224ZM229 137V138H228ZM27 138V139H26ZM56 138V139H55ZM212 138H214V137H212ZM262 139L264 138V135L261 137ZM29 139V140H28ZM52 139V140H51ZM178 139V140H177ZM189 139H191V140H189ZM199 141H198V140ZM54 141H55V144H52V142L54 143ZM78 141V142H77ZM184 141L187 143V142H189V143H187V145H186V143H184ZM229 141V140H228ZM227 141V142H228ZM40 142V143H39ZM81 142V141H80ZM183 142V143H182ZM191 142H193L192 144H191ZM198 143V145H196V143ZM47 143V144H46ZM261 143H264V140L261 142ZM172 144H173V142H172ZM38 145V146H37ZM174 145H176V143H174ZM188 147V146H191V147H188L189 149L187 150V148H186V146ZM196 145V146H195ZM222 145V146H221ZM263 146H264V144H262ZM185 146V147H184ZM194 146V147H193ZM20 147V148H19ZM54 147V148H53ZM251 147V148H250ZM33 148V149H32ZM97 148V147H96ZM146 148V147H145ZM204 148V149H203ZM250 148V149H249ZM75 149V150H74ZM181 149V150H180ZM191 149H192V151H191ZM147 151L149 150L148 148L146 149ZM180 150V151H179ZM66 151V152H65ZM74 151H76V152H74ZM145 150L143 149V153L142 152H140L139 151V153L141 154V155H143L144 154V156H145V158L147 157V151H145ZM13 152V153H12ZM183 152V153H182ZM211 152H213V153H211ZM133 153H136V152H133ZM138 153V152H137ZM229 153V154H228ZM250 153V154H249ZM91 154H92V156H91ZM140 154H137V156L139 155V157H140V159H143V161H144V157L143 158H141V156H140ZM187 154H188V156H187ZM222 154V155H221ZM254 154V155H253ZM15 155V156H14ZM57 155V156H56ZM67 155V156H66ZM133 155V154H132ZM182 155V156H181ZM233 155V156H232ZM253 155V156H252ZM93 156H95V158L93 157ZM131 156V155H130ZM128 157V159H125L126 161L127 160H130V159H132V161L134 162V164L136 165V163H137V165H140V163L142 162V160L141 161H139V160H136V161H138V162H136L135 163V158L133 157V156H131V157ZM137 156H135V157H137ZM133 157V158H132ZM139 157H137L138 159H139ZM255 157V159H256V161H257V163L259 164H257L259 167H260V171L258 172L257 171V167L254 165L253 166V162L251 161L252 160V158H254ZM148 158V157H147ZM220 158V159H221ZM106 159V158H105ZM105 159H103L102 158V160H104V162H105ZM208 160V164H211V165H207L206 164V161ZM210 159V160H209ZM251 159V160H250ZM92 160V161H91ZM94 160V161H93ZM108 159H106V161H107ZM131 161V160H130ZM129 161V162H130ZM198 161H199V163H198ZM217 161V162H216ZM223 161V162H224ZM46 162V163H45ZM97 162V161H96ZM119 162V163H118ZM120 162H122L121 164H120ZM128 162V163H129ZM195 162V163H194ZM204 162H205V164L206 165H204ZM210 162H212V163H210ZM227 162V163H226ZM252 162V163H251ZM260 162V163H259ZM76 163V164H75ZM107 163H108V161H107ZM117 163L118 164H120V165H122L123 167H124V163H123V161H117ZM116 162H111V163H108V165L110 164V167L106 164V162H105V164L108 166V168H106V170H108L109 171V173L107 172V174H106V178H108L110 181H112L113 179L114 180H116V179H118L117 177H116V175H118L117 173H119L120 174V172L121 171H124V169L125 168H123L122 166H120L119 165V167L117 166L118 164H117ZM201 163H203V164H201ZM234 163V164H233ZM50 164V165H49ZM90 164V165H89ZM111 164H113V165H111ZM192 166H191V165ZM196 164V165H195ZM222 165H224L223 163H221ZM80 165V166H79ZM136 165V166H137ZM212 165H215L216 167H214V169L215 170H217V171H215V170H213L212 171V173H210L209 174V176L207 177V179L205 180V179H203V178H205V177H201L200 175V173L199 172H204V174L207 172V173H209V171L211 170H209L208 171V166H209V168L212 166ZM217 165H220V161H219V164H217ZM225 165L223 166V168L225 167ZM232 165L234 166V167H232ZM236 165V166H235ZM243 165V166H242ZM260 165H262V166H260ZM114 166H117L118 168H115ZM190 166V167H189ZM206 167L207 166V171L205 170V168L204 167ZM252 166V167H251ZM66 167V169H64L65 170V172L66 171H69V172H71L72 173V179L74 180L73 182L75 183V187H77L76 188V190H77V194L79 195H73V192H72V189L71 190H69V192L65 195V194H63V195H65L66 196V198H65V196H63L64 198H62V194L60 193V194H57L58 192H56V190H54L55 188H53L52 187V185L51 184H53V183H49V182H47V181H50V180H53L54 179V181L56 180V181H59L61 178H62V175H63V173L62 172H64V170H63V168H65ZM111 167H112V169H111ZM115 168V170L117 169V170H119V171H115L114 173H113V169ZM133 167H135V166H133ZM202 167L204 168V170L202 169ZM243 169H242V168ZM249 169H248V168ZM257 169H256V168ZM77 168V169H76ZM120 168H121V171H120ZM194 168V169H193ZM211 168H213V166L211 167ZM238 169V170H236V169ZM246 168V169H245ZM262 168V169H261ZM31 169V170H30ZM82 169V170H81ZM123 169V170H122ZM197 169L199 170V171H197ZM244 169L245 170H247L248 169V171L249 170H251L252 169V171H250V172H252L251 173V175L247 172V174H245V172H243L242 173V171H244ZM253 169H256V170H254L253 171ZM10 170V171H9ZM55 170V172H53ZM112 170V171H111ZM201 170V171H200ZM242 170V171H241ZM52 171V172H51ZM62 171V172H61ZM186 171V172H185ZM257 171V172H256ZM197 172L200 174H197ZM3 173V174H2ZM11 173V174H10ZM28 175H27V174ZM45 173V174H44ZM187 173V174H186ZM188 173H190V174H188ZM256 173V174H255ZM62 174V175H61ZM242 174V175H241ZM190 175V176H189ZM202 175H203V173H202ZM206 176L208 175V174H205ZM213 175V176H212ZM244 175V176H243ZM247 175V176H246ZM18 176V177H17ZM36 178H35V177ZM42 176V177H41ZM51 176V177H50ZM59 176V177H58ZM188 176V177H187ZM260 176V177H259ZM262 176V177H261ZM43 177H44V179L45 180H42L43 179ZM48 177V178H47ZM54 177V178H53ZM74 177V178H73ZM189 178V180L191 181L192 180V178ZM26 178L27 180H25L24 181V179ZM29 178H30V180H29ZM32 178V179H31ZM34 178V179H33ZM186 178V179H185ZM198 178H199V180H200V178L202 179V180H200V181H198ZM233 178H235V179H233ZM238 178V179H237ZM9 179V180H8ZM22 179H23V181H22ZM84 179H86V180H84ZM107 179V180H108ZM194 179V180H195ZM216 179V180H215ZM258 179V181H256ZM18 180V181H17ZM35 180H37V181H35ZM40 180V181H39ZM42 180V181H41ZM248 180V181H247ZM2 181H3V183H2ZM8 181V182H7ZM33 181H35V182H37V187H36V184H35V182H33ZM39 181V182H38ZM53 181V182H54ZM85 181V182H84ZM202 181V182H201ZM224 181V182H223ZM227 181V182H226ZM253 181V182H252ZM23 182H25V183H27V184H24ZM31 182V183H30ZM43 182V183H42ZM50 182H52V181H50ZM184 182V181H183ZM197 182H194V184L196 185L197 184ZM231 182V183H230ZM233 182V183H232ZM256 182V183H255ZM5 183V184H4ZM42 184V186H41V184ZM48 184L49 186H47L46 184ZM222 183V184H221ZM34 184V185H33ZM202 184V187L204 186ZM30 185H31V187H33L35 190H38V191H35L33 188L32 189H29V188H31L30 187ZM45 185V186H44ZM50 185H51V188H53V190H51L50 189ZM83 185H84V187H83ZM89 185H90V183H89ZM194 185V187H197L198 185H200V184H198V185H196L195 186ZM230 185V186H229ZM263 185V186H262ZM46 186H47V191H46ZM221 186V187H220ZM248 186V187H247ZM260 186V187H259ZM26 187H27V189H26ZM37 189H36V188ZM41 187V188H40ZM42 187L44 188L43 190H42ZM80 187V188H79ZM101 188L103 187V186H100ZM200 187H201V185H200ZM201 187V188H202ZM259 189H258V188ZM8 188V189H7ZM40 188V189H39ZM198 188H199V186H198ZM197 188V189H198ZM200 188V189H201ZM240 188V189H239ZM247 188H249L248 190H247ZM15 189V190H14ZM80 189V190H79ZM196 189V190H197ZM199 189V190H200ZM233 189H234V191H233ZM255 189V190H254ZM257 189V190H256ZM8 190V191H7ZM33 190V191H32ZM198 190V191H199ZM238 190V191H237ZM32 192V194H30L29 195V193L28 192ZM39 191H40V195H39ZM43 191V192H42ZM53 191V192H52ZM201 191V190H200ZM253 191H255L254 193H253ZM259 191V192H258ZM26 194H24V193ZM34 192V193H33ZM48 192V193H47ZM82 192V193H81ZM229 192V193H228ZM233 192H235L236 194H235V196H234V198L232 199V198H230L229 197V195L228 194H230V196L231 197H233ZM42 193V194H41ZM222 193H224V196H222L221 194ZM233 193V194H232ZM257 193H259V194H257ZM19 194V195H18ZM34 194V195H33ZM38 194V195H37ZM251 194V195H252ZM33 195V196H32ZM61 195V196H60ZM17 197V199L20 197V198H22L23 199V201L25 202V201H27V203H26V205H25V203L23 202H21V201H18V200H15V198ZM19 196V197H18ZM84 197V198H81V197ZM227 196L224 198V199H226L227 198ZM240 195H238V197H239ZM255 196V195H254ZM264 196V195H263ZM15 197V198H14ZM24 197V198H23ZM35 197V198H34ZM121 195H117V199H121ZM238 197H236V199L238 198ZM3 198V199H2ZM8 198V199H7ZM26 198H29V199H27L26 200ZM230 198V199H229ZM12 199V200H11ZM21 199V200H22ZM25 199V200H24ZM75 199H78V200H75ZM81 199V200H80ZM83 199V200H82ZM114 199H115V201H116V198H115V196H114ZM113 199V200H114ZM231 199H232V201H231ZM252 199H256V198H252ZM8 200V201H7ZM72 201V202H70V201ZM238 200V199H237ZM237 200H235V202L237 201ZM6 201V202H5ZM66 201V202H65ZM84 201L86 202V203H84ZM114 201V202H115ZM227 201V200H226ZM228 201V202H229ZM256 202V200H253V202ZM4 202V203H3ZM17 202H20V203H22V204H18ZM78 204H77V203ZM117 202V201H116ZM115 202V204H117ZM254 202V203H255ZM83 203V204H82ZM237 203V202H236ZM254 203H253V205H254ZM261 203V202H260ZM7 204V205H6ZM18 204V205H17ZM256 205H259L258 203H255ZM262 204H263V201H262ZM262 204H261V206H258V209H259V207H261L262 208V214L263 215H261V212L259 213V211H261V209L260 210H258L257 211V208L255 209V211H257V212H255L254 213V216L255 217H257V214H258V217L259 218H261V220L263 221L264 220V209H263V207L264 206H262ZM3 205H5V206H3ZM31 205V206H30ZM79 205V206H78ZM3 206V207H2ZM7 206V207H6ZM28 206V207H27ZM77 206V207H76ZM12 207H14V208H12ZM253 207V206H252ZM255 207H257V206H255ZM118 208V209H117ZM5 209V210H4ZM9 209V210H8ZM116 211H117V213H118V211L120 210V211H122L121 210V208H119L118 207V205H117V207H115L114 208ZM113 209V210H114ZM12 210V211H11ZM20 210V211H19ZM13 211H15V212H13ZM18 211V212H17ZM88 211V212H87ZM91 211V210H90ZM99 211V210H98ZM7 212H8V214H7ZM32 212V213H31ZM77 212H78V214H77ZM103 212H105L104 211V209H101L99 212H98V214H101V213H103ZM17 213V214H16ZM66 213H67V215H66ZM86 213H88V214H86ZM119 213H121V212H119ZM250 214H251V212H249ZM11 214V215H10ZM61 214V215H60ZM63 214L65 215V217L63 216ZM71 216H70V215ZM247 214V213H246ZM259 214L263 217V219H262V217H260L259 216ZM5 215V216H4ZM7 215V216H6ZM76 215H78V216H76ZM33 216V217H32ZM60 216L62 217L63 216V218H60ZM71 218H70V217ZM248 216V215H247ZM249 216H251V218H253L254 216H253V211H252V214L251 215H249ZM248 216V217H249ZM4 217V218H3ZM9 217H11V218H9ZM14 217V218H13ZM21 217V218H20ZM254 217V219H256ZM258 217H257V219H256V221L257 222H254V223H256V224H253V220H251V224H250V222H248L249 223V225H248V227L246 228L245 226H244V228L243 229H247L246 231L245 230H243L242 228H239L238 226H240V224L237 226L236 224H238V223H234V220H233V224L231 225V227L230 226H228L226 229L228 230V231H226V230H223V228L221 227V226H219L218 228L220 229L219 230V232H221L222 230L225 232L226 231V233L225 234H229V236L225 239L223 236H221V238L223 239L224 238V241L220 238V240H219V237H218V241H217V239H215L214 241H212V243H215L216 242V246L218 245V252L220 251L223 255H224V253L226 254V252H229V251H231V258L230 259H233V260H235V261H238V262H236V264H243L244 262H245V260L244 259H246L247 260V258H251V257H253V258H255V257H262L263 256V258H264V236H261V235H263V233H264V222H262L260 219L258 220ZM5 218H6V220H5ZM30 218H34L33 220L32 219H30ZM58 218V219H57ZM68 218H70V220L68 221ZM79 218V219H78ZM83 219V221H86V219ZM10 219V220H9ZM15 219V220H14ZM16 219H18V220H16ZM66 219H67V221H66ZM248 219V218H247ZM9 220V223H10V225H8L9 223L7 222ZM22 220V221H21ZM56 220H57V222H56ZM72 220V221H71ZM237 220V219H236ZM249 220V219H248ZM249 220V221H250ZM2 221V222H1ZM61 221V220H60ZM63 221V220H62ZM239 221V220H238ZM247 221V220H246ZM255 221V220H254ZM259 221V222H258ZM53 222H54V224H53ZM56 222V223H55ZM75 222V223H76ZM236 222V221H235ZM8 223V224H7ZM246 223V225H247V222H245ZM258 223V224H257ZM0 224V229H2L1 228V225ZM5 225V226H4ZM22 225V226H21ZM56 225H55V228H56ZM234 225V226H233ZM237 227H236V226ZM245 225V224H244ZM16 226L18 227V228H16ZM49 227V228H48ZM263 227V228H262ZM15 228V229H14ZM36 228V229H35ZM46 228V229H45ZM48 228V229H47ZM258 228V229H257ZM14 229V230H13ZM37 229H39V230H37ZM239 229H241V231H239ZM255 229V230H254ZM3 230H5V229H3ZM10 230H8V231H10ZM40 231V232H38V233H35V231ZM8 231H7V233H5V231H4V234L6 235H4L5 236V241L3 242V243H1L0 245V249H2L3 250V248L5 247V246H10L11 244H13L14 245V243L15 244H17L16 242L17 241H12V240H15L17 237H15V236H13L12 238L11 237H7V236H9V234H8ZM36 231V232H37ZM230 231V232H229ZM245 231V233H247V235H245V237L244 238H242L241 236H239L240 234V232L241 233H243V232ZM250 231V232H249ZM41 232H43V233H41ZM259 232H261V233H259ZM10 233V232H9ZM18 233V232H17ZM18 233V234H19ZM24 233V234H23ZM28 233L30 234V235H28ZM167 233V234H166ZM171 233H173V231L169 228V226H167V228L165 227V229L163 230H161L160 232L158 231V235H157V238H159L158 239V242H161V243H163L164 244V242H165V244H166V241L168 240V242L167 243H170L171 244V247H172V249H173V251H175L176 252V249L174 248V246H173V243H172V240L174 239V234H171ZM253 233H254V235H253ZM19 234V235H20ZM161 234V235H160ZM222 234H223V232H222ZM221 234V235H222ZM227 234V235H228ZM234 234H237V235H234ZM249 234V235H248ZM252 234V235H251ZM258 234V235H257ZM173 235V236H172ZM230 235H231V237H230ZM243 235V234H242ZM251 235V237H249ZM257 235V236H256ZM172 237V238H169V237ZM263 237V238H262ZM10 238V239H9ZM13 238H15V239H13ZM165 238H168V239H165ZM247 238V239H246ZM260 238V239H259ZM262 238V239H261ZM117 243L118 244H120L119 242L121 241L120 239V237L118 236L117 238ZM166 240V241H163V240ZM172 239V240H171ZM251 239V240H250ZM256 239H258L259 240V242H258V240H256ZM6 240H7V242H6ZM11 240V241H10ZM160 240V241H159ZM169 240H171V241H169ZM247 240V241H246ZM249 240H250V242H249ZM174 241V240H173ZM232 241V242H231ZM14 242V243H13ZM244 244H243V243ZM254 242V243H253ZM256 242V243H255ZM209 243V242H208ZM221 245V247H222V250L221 249H219V248H221L220 247V245ZM223 243V244H222ZM250 243H251V245L253 244V245H255V246H251L250 245ZM257 243H259V245L257 244ZM8 244V245H7ZM169 244V245H170ZM4 245V246H3ZM12 245V247H14ZM167 245V244H166ZM208 245H210V243L208 244ZM207 245V246H208ZM214 245V244H213ZM234 245V246H233ZM201 246V245H200ZM205 246V245H204ZM211 246V245H210ZM215 246V247H216ZM236 246H237V248L238 247H240L239 249H237L236 248ZM248 246V247H247ZM3 247V248H2ZM50 247H53V246H50ZM105 247V246H104ZM167 247H168V245H167ZM171 247H168V248H171ZM202 247H203V243H202V246L200 247V249H202ZM215 247H213V248H215ZM226 247V248H225ZM259 247V248H258ZM93 248V247H92ZM92 248H90L89 250H88V252L87 253H89V255L87 254V257L89 256V257H92V255L94 256V257H92L93 259L95 258V255L96 254H98V253H96L94 250L95 249H92ZM117 248V247H116ZM132 248H134L133 250H132V252H131V249ZM137 248H139V247H137V246H132V247H130V250H122V249H118V252L115 254V256L116 257H120V258H118V259H120V261L123 259H125V263H129V264H136L137 262V259H136V252L134 253V251L137 249ZM233 250H232V249ZM247 248V249H246ZM250 250H249V249ZM261 248V249H260ZM50 249H52V248H50ZM53 249H54V247H53ZM52 249V250H53ZM110 249L111 248H108V247H105V248H103V250H100L102 253H101V255L100 256H102L101 258H105L106 257V252H109L110 251ZM165 249V248H164ZM175 249V250H174ZM228 249V250H227ZM260 249V250H259ZM263 249V250H262ZM32 249H30V250H28L29 251V254L30 255H28V253L26 252V254L24 255H22L23 257V259H22V261H23V263H22V261H21V259L19 260V262L21 261V263H19V264H25V261H29V260H33L32 261V263L31 264H53V263H56V261H58L59 262V259H60V264H71L72 263V261H70L71 259H70V257L68 258H65L64 256H66V255H64L63 257H62V259L60 258V254L59 253H57L55 250H53V252H55V253H52V254H50L52 251H48L47 253H46V255H45V253H41L42 252V250H39V253L38 254H36L35 252L32 254V253H30V251H31ZM122 250V251H121ZM217 250V249H216ZM215 250V251H216ZM225 250V251H224ZM235 250V251H234ZM246 250V251H245ZM259 250V251H258ZM41 251V252H40ZM92 251V252H91ZM100 251H98L99 253H100ZM163 251V250H162ZM165 251H166V253H167V249L166 250H164L163 252L165 253ZM235 253H234V252ZM237 251V252H236ZM251 251V252H250ZM33 252V251H32ZM50 252V253H49ZM96 253L95 255L93 254V253ZM125 252V258L123 257V253ZM224 252V253H223ZM249 254H248V253ZM257 252V253H256ZM59 254V255H57V254ZM80 253V252H79ZM122 253V254H121ZM253 253V254H252ZM263 253V254H262ZM54 254V255H53ZM91 254V255H90ZM132 254V255H131ZM247 254H248V256H247ZM257 254H259V255H257ZM26 255H28L30 258H25L24 259V257L26 256ZM57 257H56V256ZM134 255H135V257H134ZM227 256H228V253L226 254ZM27 256V257H28ZM54 256V257H53ZM62 256V255H61ZM222 256V255H221ZM220 256V257H221ZM225 256V255H224ZM223 256V258H225ZM226 256V257H227ZM233 256V257H232ZM240 258H239V257ZM88 257V258H89ZM132 257V258H131ZM230 257V253H229V256L227 257V258H229ZM237 257V258H236ZM243 257H244V259H243ZM64 258V259H63ZM103 258V259H104ZM154 258H155V260L157 259L161 264H169V262H167V261H164V258L163 257H161V256H154ZM163 258V259H162ZM218 258V257H217ZM222 257H221V260L223 259ZM27 259V260H26ZM54 259H56V260H54ZM58 259V260H57ZM91 259V258H90ZM93 259H91V260H93ZM135 259H136V261H135ZM219 259V258H218ZM44 260H46V261H44ZM127 260H128V262H127ZM133 260H134V262H133ZM232 260V261H233ZM240 260V261H239ZM27 261V264L29 263ZM30 261V262H31ZM66 263H65V262ZM224 262H225V259L223 260ZM226 261L229 263V261H231V260H229V259H226ZM242 261H244V262H242ZM47 262V263H46ZM56 263V264H59V263ZM84 261H82V263H83ZM121 262H123V261H121ZM223 262V263H224ZM17 263H18V261H17ZM228 263H226V264H228ZM246 263V262H245ZM244 263V264H245ZM30 264V263H29ZM123 264V263H122ZM225 264V263H224Z\"/></svg>","mask_w":264,"mask_h":264},{"label":"snow or ice","instance_id":"3","mask_svg":"<svg viewBox=\"0 0 264 264\" xmlns=\"http://www.w3.org/2000/svg\"><path fill=\"white\" fill-rule=\"evenodd\" d=\"M113 216H116V215H118V213H117V211L116 210H112V213H111ZM106 219H107V217H106Z\"/></svg>","mask_w":264,"mask_h":264}]
</instances>
